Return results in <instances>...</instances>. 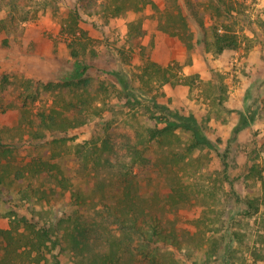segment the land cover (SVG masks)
Returning a JSON list of instances; mask_svg holds the SVG:
<instances>
[{"label":"rangeland","instance_id":"rangeland-1","mask_svg":"<svg viewBox=\"0 0 264 264\" xmlns=\"http://www.w3.org/2000/svg\"><path fill=\"white\" fill-rule=\"evenodd\" d=\"M93 2L95 14L78 10L79 24L88 44L89 75L105 83L99 89L104 102L84 106L81 87L58 85L59 75L74 64L61 26L77 0H26L27 19L10 36L0 33V169L23 166L32 158L56 166L34 179V186L46 191L35 205V217L42 222L60 221L66 227L80 219L71 192L87 194L90 211L83 217L90 221H99L103 202L124 206L126 192L137 202L136 195L153 194L143 205L163 204L162 224L178 240L163 246L162 264L204 261L203 252L213 242L216 252L207 264H219L217 254L226 264H264L251 256L262 231L264 204L249 215L241 202L246 187H260L254 170L264 173V0L237 4L230 23L239 45L222 54L196 41L198 30L187 16L202 10L206 0ZM6 16L0 6V19ZM130 21L141 22L138 46L128 39ZM204 22L212 24L207 17ZM151 64L171 66L169 81L162 82ZM45 84L52 87L42 88ZM155 101L188 116L210 147L187 153L179 131L170 146L149 147L146 129L162 126L150 117ZM52 111L68 121L65 129L42 120ZM104 139L121 154L135 146L147 156L125 182L100 160ZM56 174L70 182L67 191L57 186ZM7 224L0 216V227ZM53 253L60 264H75L58 248ZM47 257L41 264H53V257Z\"/></svg>","mask_w":264,"mask_h":264},{"label":"trees","instance_id":"trees-1","mask_svg":"<svg viewBox=\"0 0 264 264\" xmlns=\"http://www.w3.org/2000/svg\"><path fill=\"white\" fill-rule=\"evenodd\" d=\"M243 1L245 0H206L205 3L203 2L202 10L187 14L198 30L196 41L215 54L236 49L239 45V36L234 30L235 24L230 23V20L235 19L236 6L238 4L241 7ZM25 4L26 0H0V6L7 11V16L0 19V33L10 36L11 32L16 31L19 24L27 19L28 11L25 9ZM77 4L68 13L67 22L61 26V32L67 37V46L74 64L70 70L59 75L58 85L69 88L81 87L86 96L80 101L85 106L95 101L104 102L99 98V89H105V83L89 75L92 65L86 63L84 59L88 52V44L87 39L83 37L85 32L79 24L81 16L78 10L91 16L95 14L92 8L94 2L77 0ZM118 9L114 7L113 11ZM206 17L211 19L212 24L208 26L205 24ZM127 35L128 39L138 46L142 35L141 22L130 21ZM173 35L184 37L178 31ZM187 36L193 37V34ZM3 42L7 43V40ZM191 45L188 44L189 47ZM151 66L156 67L155 64ZM171 71V66L156 67V72L162 75V82L169 81ZM120 82L124 81L120 79ZM49 87L52 85H42L44 89ZM152 103L154 109L150 110V117L156 124L162 126L146 129L149 147L170 146L173 137L179 138L177 131L183 136L181 141H184L187 153L196 148L210 147V142L199 132L188 116L169 109L165 104L156 101ZM155 111H159L163 116L159 117ZM42 118L43 121L47 119L46 123L50 122L62 129L67 127L68 121L61 118V113L52 111L47 116L42 114ZM239 131L238 125L233 131L234 135ZM98 151L103 165L113 171L120 182L130 179L140 159L147 157L135 146H127L128 152L121 154L114 148L113 143L106 139L102 140ZM55 168L56 166L47 160L32 158L23 166L6 165L0 169V216L8 219L7 227H0V264H41L48 260L49 254L54 259L53 264H60L58 255L53 253L56 248L59 249V254L71 255L75 264H162L160 256L163 246L166 244L174 246L178 240L175 234L167 231L162 224L163 204L158 203L155 207L143 205L153 198V194L136 195L140 201L137 202L130 193L126 192L129 201H126L124 206L119 202H103L99 210V221H90L83 217V212L90 211L89 203L86 201L87 194L71 192L76 211L82 213L80 219L66 227L60 226V221L52 225L51 222L36 219L35 205L45 197L46 191L35 187L34 179L40 173L43 175L44 170ZM254 171L260 187H246L241 197V202L249 215L257 213L261 204H264V173L256 169ZM57 174L55 176L57 186L61 191H67L68 179ZM51 191L54 197L59 195V191ZM20 206H24L23 212ZM111 223L116 225L115 229L111 227ZM259 224L262 231L257 235L258 244L253 247L251 256L255 262L264 263V216L260 217ZM216 246L213 242L212 246L203 252L205 260L195 258L192 264H207L213 258ZM217 255L215 260L219 264H226L225 258L220 254Z\"/></svg>","mask_w":264,"mask_h":264}]
</instances>
